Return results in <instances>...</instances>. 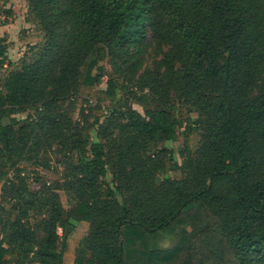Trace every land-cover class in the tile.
I'll list each match as a JSON object with an SVG mask.
<instances>
[{
  "label": "trees",
  "instance_id": "trees-1",
  "mask_svg": "<svg viewBox=\"0 0 264 264\" xmlns=\"http://www.w3.org/2000/svg\"><path fill=\"white\" fill-rule=\"evenodd\" d=\"M27 3L44 41L0 78V264H66L83 221L87 253L74 264H127L125 228L139 239L133 264H264V0ZM149 49L163 58L138 75ZM105 60L157 106H114L103 120L100 104L78 109ZM106 93H117L111 75ZM177 103L198 118L180 120ZM181 129L200 139L179 164L160 144ZM52 152L60 179L32 190L24 165L40 180Z\"/></svg>",
  "mask_w": 264,
  "mask_h": 264
},
{
  "label": "rangeland",
  "instance_id": "rangeland-1",
  "mask_svg": "<svg viewBox=\"0 0 264 264\" xmlns=\"http://www.w3.org/2000/svg\"><path fill=\"white\" fill-rule=\"evenodd\" d=\"M29 16V9L27 0H0V45L7 46L8 61L5 65H0V78L6 76L11 70L16 69L20 66L22 58L29 49L36 45L41 44L44 41V34L40 26L36 23H30L27 21ZM145 57L142 58V68L138 75L143 72L145 68H153L160 60L163 58V54L158 49H149L147 54H144ZM11 63V66H10ZM105 69V77L101 84L87 87L83 86L79 93L78 109L81 106L87 108L86 112L90 109H95L97 104L102 106V110L95 109L94 114L100 116L103 120L106 114L109 112L108 108L116 107L122 104H129L138 112L144 114L148 108H155L157 106V101L150 96L149 94L138 98L141 94V91L137 86H127V80L125 77H119L116 74L115 66L109 60L102 61L100 63ZM116 78L117 82V93L114 96H111L106 93L107 90V80L109 76ZM133 92V94H131ZM146 93V91H145ZM173 113L180 120L185 121L187 118L195 121L198 118L196 113H189L187 107L176 104L173 108ZM28 112L21 113L17 115V118L25 120ZM78 116V113L75 115ZM90 121H94V117L90 118ZM184 129L180 130L177 138L170 142H164L160 144V148H168L173 152V158L179 164H182L183 158L181 154L187 151V148L195 150L200 139V132L194 130L186 139L181 132ZM92 134L96 136V130L92 131ZM52 168L47 169L44 167H39V175L42 179L38 180L36 178L35 172L31 169L29 164H25L27 169L26 178L29 186L32 190H39V188L45 183H52L56 180H59L61 177L62 166L58 165V157L53 152L49 155ZM13 171L9 175L13 176ZM183 176L181 170H170L164 174V177H171L174 179H181ZM111 174L108 175L107 180L111 181ZM62 201L69 208L73 205L72 196L60 192ZM1 185H0V197H1ZM90 225L88 222H80L78 224L77 230L71 235L68 240V247L65 251V262L66 264H74L75 261L86 255L87 250V236L89 234ZM125 259L127 264H133V254H134V245L139 241L137 237H132L136 234L134 230H128L125 228ZM191 231L192 227L190 225L186 226L184 230L180 232L183 236V231ZM59 233L61 231L59 230ZM131 236L128 237V234ZM178 234V235H180ZM177 236V235H176ZM175 240L177 237H174ZM179 238V236H178ZM177 238V241H178ZM169 242L171 239L168 238ZM15 256H7V259L13 263V258Z\"/></svg>",
  "mask_w": 264,
  "mask_h": 264
}]
</instances>
